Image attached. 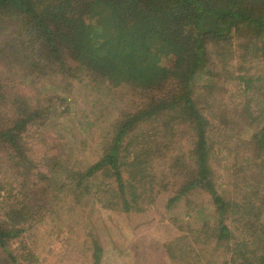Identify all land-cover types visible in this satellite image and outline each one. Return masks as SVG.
I'll return each instance as SVG.
<instances>
[{
  "label": "trees",
  "instance_id": "16d2710c",
  "mask_svg": "<svg viewBox=\"0 0 264 264\" xmlns=\"http://www.w3.org/2000/svg\"><path fill=\"white\" fill-rule=\"evenodd\" d=\"M3 14L20 28L0 46L9 65L16 60L27 77L61 75L97 91L104 85L113 96L98 116H105L95 142L100 155L81 168L65 136L52 137L36 158L23 136L50 118L64 125L69 97L55 105L53 97L0 82V264L40 261L36 247L18 239L35 229L50 240L63 216L73 220L69 201L93 188L102 208L125 212L142 211L168 190L175 193L169 206L207 191L217 214L194 227L205 262L197 264H264V196L256 201L264 191V0H0ZM229 83L237 96L242 89L241 109L226 103ZM229 128L247 154L244 191L253 195L230 205L219 192L211 162L218 144L210 135ZM90 179L91 188L82 185Z\"/></svg>",
  "mask_w": 264,
  "mask_h": 264
},
{
  "label": "rangeland",
  "instance_id": "374dc122",
  "mask_svg": "<svg viewBox=\"0 0 264 264\" xmlns=\"http://www.w3.org/2000/svg\"><path fill=\"white\" fill-rule=\"evenodd\" d=\"M9 17L3 14L0 19V46L12 39L14 32H20V28L12 22L13 18ZM8 61L11 60L0 57V82L4 85L3 89H8L9 84L11 88L20 89V92L26 95L50 96L53 97L55 105L60 104V98L69 97L67 102L70 105L66 107V104H63L61 109L68 111L64 125L60 126V118L54 117L47 120L42 127L37 124L29 125L23 132L24 141L29 148L28 153H32L33 158L39 157L41 151L47 147V143H53L51 138H58L59 135V138L65 136V140L73 145L77 157L75 159L81 168L96 161L100 150L99 144L95 142L100 140L105 128L103 119L105 116H98L105 112L109 102L112 103L113 94H107L108 90L104 85L101 86L100 91H97L93 86L88 85V81L65 80L61 75H53L49 79L27 77L24 73L25 68L20 63H16L15 60L12 61L11 66ZM229 86V94L225 96L226 103L231 104V108L238 106L241 109L246 102L243 93H240L242 89L239 91L240 96H237L235 94L237 87L234 88L230 83ZM248 96L251 97L252 92H249ZM254 108L258 109L254 106L253 111ZM235 132L236 130L229 128L228 132L222 134H216L215 130L210 133L218 144L212 153L211 162L214 164L216 177H219L217 183H219L220 195L229 205L238 199L241 201L243 195L251 193L244 191L248 184L243 178L249 174L245 171L246 165L244 167L242 164L243 157L247 155L241 146L243 143L237 142L235 140L237 137H232L231 140L229 138ZM228 139L227 146L230 150L224 153V142ZM220 161L222 163H219ZM106 182L100 180V186L104 187ZM82 185L91 188L92 180ZM96 191V188H93L90 193H83V198L78 200V203L73 202V199L69 201L71 203L69 211L73 214V220L63 216L66 219L65 224L56 228L50 240L47 239L45 230L35 232V229L19 238L18 241L23 239V242L30 245L33 250L36 247L34 251L36 255L41 253L39 262L27 260L21 264H94L93 255L96 251L93 243L96 240L101 249L99 264H173L175 262L168 253L169 247L180 261L176 260L178 264H187L188 260L195 264L199 263V260L205 263L202 260L203 255L200 253L198 256L203 244L199 245L195 242L202 240L195 236L194 231L195 228L198 230L199 223L204 222L206 216L211 215V218L217 214L211 195L207 191L195 189L174 206H169V199L175 193L168 190L157 196L153 203H150L149 199L142 211L133 209L129 212L102 208L96 201ZM263 196L264 191H260L257 200L256 197L249 199L258 201ZM258 204L256 202V205ZM192 209H197V213L190 218ZM236 217H239L237 213L230 216L232 226ZM246 239H249L247 241H250L251 247L260 246L257 238ZM215 258L218 261L224 259L218 256Z\"/></svg>",
  "mask_w": 264,
  "mask_h": 264
}]
</instances>
